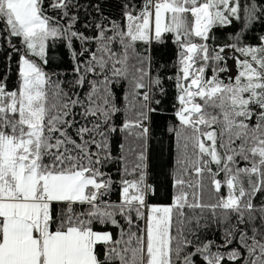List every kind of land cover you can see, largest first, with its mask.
<instances>
[{
	"label": "snow or ice",
	"instance_id": "6c2138e0",
	"mask_svg": "<svg viewBox=\"0 0 264 264\" xmlns=\"http://www.w3.org/2000/svg\"><path fill=\"white\" fill-rule=\"evenodd\" d=\"M75 7L0 0V40L19 56L16 87L0 79V264H264V203H254L264 196V35L246 42L264 23V0H128L122 22L97 23L94 36L73 30ZM169 39L179 155L171 203L150 204L148 122L153 89L165 90L137 47ZM57 40L74 61L67 91L45 70ZM93 41L95 50L85 47ZM122 81L131 85L119 127L127 147L113 201L103 167L115 159L109 137L122 109L113 89ZM211 227L222 229L219 244L201 239Z\"/></svg>",
	"mask_w": 264,
	"mask_h": 264
},
{
	"label": "trees",
	"instance_id": "16d2710c",
	"mask_svg": "<svg viewBox=\"0 0 264 264\" xmlns=\"http://www.w3.org/2000/svg\"><path fill=\"white\" fill-rule=\"evenodd\" d=\"M128 0H74L77 7L71 10L72 14L78 16V22L73 30H79L87 36L96 34L95 24L100 23L105 27L110 26V23L115 21L122 22V13L124 4ZM139 5L141 0H133ZM239 30V23L235 27L228 26L219 29L215 32V44H222L225 40L230 39L231 35ZM110 34V33H109ZM264 35V23L257 22L247 33L246 42L256 44L258 37ZM14 44L19 45L18 40H13ZM75 47L80 50V42H75ZM92 50L96 49L95 42H89L85 45ZM146 46L141 44L137 47V52L141 55H150L152 58L151 72L152 75H159L162 82L164 92L161 93L158 89H153V99L151 107L155 112L150 114V137L148 140V182L155 186L156 193L149 198L150 204H169L171 203V194L173 192V171L176 169L178 149L175 135L169 129L175 126L178 121L175 118L174 112L177 105L176 96V81L174 79L176 73L177 47L169 39L163 45L153 44L145 52ZM50 63L46 66V71L54 74V80H60L64 83L65 91L71 85L74 74L72 72V60L69 49L61 41L51 42V51L49 52ZM87 57H85L86 59ZM19 56L15 54L11 47L0 40V79H6L9 89L16 87ZM229 65L233 62L229 60ZM234 71V69H233ZM210 74V73H209ZM89 80L97 79L95 75L90 74ZM147 84V80L145 81ZM84 89L75 88L74 91L83 95L87 91ZM131 90V85L127 81H122L113 89V93L117 102V106L122 111L113 117V123L117 127V131L109 137L111 152L115 159L104 165L103 171L110 176L116 185L110 194V199L118 200L119 197V179L123 162L119 159L121 155V145L127 147L125 141V133L119 131V127L125 119V105L128 103L125 96ZM146 90V89H145ZM129 99H131L129 97ZM159 101V104L156 103ZM129 118H134V112H129ZM207 183V181H206ZM226 192V188L222 189V194ZM204 201L209 202V193L206 191ZM214 202V200L212 201ZM254 203L259 206L264 203V196H258ZM78 211L81 209H77ZM207 214V213H206ZM96 230L112 231L115 235L117 229L111 225H95ZM201 239L215 240L218 244L222 242V229L211 227L209 230L201 233ZM233 247L236 246L234 243ZM103 249L101 248L100 251ZM216 249L214 248L213 251Z\"/></svg>",
	"mask_w": 264,
	"mask_h": 264
},
{
	"label": "built area",
	"instance_id": "2783aa9c",
	"mask_svg": "<svg viewBox=\"0 0 264 264\" xmlns=\"http://www.w3.org/2000/svg\"><path fill=\"white\" fill-rule=\"evenodd\" d=\"M178 107V106H177ZM176 110V109H175ZM175 113V112H174Z\"/></svg>",
	"mask_w": 264,
	"mask_h": 264
}]
</instances>
